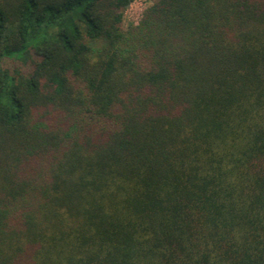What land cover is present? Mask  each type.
Listing matches in <instances>:
<instances>
[{"label":"trees","instance_id":"trees-1","mask_svg":"<svg viewBox=\"0 0 264 264\" xmlns=\"http://www.w3.org/2000/svg\"><path fill=\"white\" fill-rule=\"evenodd\" d=\"M0 0V264H264V0Z\"/></svg>","mask_w":264,"mask_h":264},{"label":"rangeland","instance_id":"rangeland-1","mask_svg":"<svg viewBox=\"0 0 264 264\" xmlns=\"http://www.w3.org/2000/svg\"><path fill=\"white\" fill-rule=\"evenodd\" d=\"M150 5L148 0H135L124 12L123 28L129 24H137L141 19L142 13Z\"/></svg>","mask_w":264,"mask_h":264}]
</instances>
